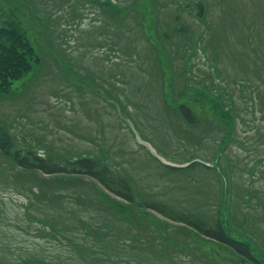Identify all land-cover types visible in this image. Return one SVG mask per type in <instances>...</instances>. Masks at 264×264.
<instances>
[{
	"label": "rangeland",
	"instance_id": "rangeland-1",
	"mask_svg": "<svg viewBox=\"0 0 264 264\" xmlns=\"http://www.w3.org/2000/svg\"><path fill=\"white\" fill-rule=\"evenodd\" d=\"M96 1L0 0V27L40 58L0 93V126L56 166L99 157L135 202L1 162L0 262L245 264L139 203L204 227L219 215L263 259L264 0Z\"/></svg>",
	"mask_w": 264,
	"mask_h": 264
},
{
	"label": "trees",
	"instance_id": "trees-1",
	"mask_svg": "<svg viewBox=\"0 0 264 264\" xmlns=\"http://www.w3.org/2000/svg\"><path fill=\"white\" fill-rule=\"evenodd\" d=\"M121 3V2H118ZM110 6V5H109ZM195 6H198L203 9L201 3H197ZM111 7V6H110ZM112 9V8H110ZM158 21V20H157ZM160 24V21H158ZM182 29V28H181ZM184 33L188 32L187 30L182 29ZM40 58L37 56L35 47L31 44L30 39L24 36L15 25L7 24L6 27H0V92L7 93L11 89L12 85L20 80L23 76L29 73L35 64H38ZM220 94V93H218ZM181 115L186 121L190 124H193L194 118L192 117L190 107L185 105H178ZM261 110L264 112V108ZM0 148L3 151L2 158L0 156V163H4L2 159H7L9 162L15 160V162L25 170L32 171L36 168L43 170L47 173H54L57 171H66L73 172L77 174H88L96 177L100 181L104 182L107 186H110L108 183V174L111 173L110 169L106 166L105 163L101 164V160L97 158H86L81 157L77 160L68 161L64 167L56 166L53 162H49L48 159L40 157L33 150H17L14 148V138L6 127L0 126ZM10 163V162H9ZM195 165H200L199 163H193L190 168ZM201 166V165H200ZM205 169H209L204 167ZM15 172L16 177H27V174ZM65 181H60L64 183ZM124 184V183H122ZM111 187V186H110ZM119 195L124 198H127L130 201L132 200V194L128 185L125 183L120 189H113ZM154 207V206H153ZM159 210L158 208H155ZM185 218V219H183ZM180 220H185L199 231L203 235L208 236L220 245L230 247L236 252L240 257L247 259L252 264H262L260 260L254 255V250L251 249L250 245L242 240H236L226 232L225 226L222 219L217 215V223L213 227H204L198 223H193L192 220L183 217ZM187 219V220H186ZM2 264V263H0Z\"/></svg>",
	"mask_w": 264,
	"mask_h": 264
}]
</instances>
